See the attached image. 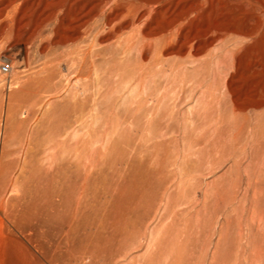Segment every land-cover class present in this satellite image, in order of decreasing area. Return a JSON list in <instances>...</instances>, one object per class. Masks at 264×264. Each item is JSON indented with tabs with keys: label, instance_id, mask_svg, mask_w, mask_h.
Returning <instances> with one entry per match:
<instances>
[{
	"label": "rangeland",
	"instance_id": "1",
	"mask_svg": "<svg viewBox=\"0 0 264 264\" xmlns=\"http://www.w3.org/2000/svg\"><path fill=\"white\" fill-rule=\"evenodd\" d=\"M233 14L174 76L114 44L42 57L0 21V264H264V15Z\"/></svg>",
	"mask_w": 264,
	"mask_h": 264
},
{
	"label": "bare ground",
	"instance_id": "2",
	"mask_svg": "<svg viewBox=\"0 0 264 264\" xmlns=\"http://www.w3.org/2000/svg\"><path fill=\"white\" fill-rule=\"evenodd\" d=\"M6 12L12 15H4ZM233 13L264 15V0H0V21H8V25L2 28V34L13 31L14 37L22 36L27 46L37 49L39 56L47 57L59 46L77 45L79 58L87 64L90 59L100 56L103 45L114 44L123 57L130 55L132 58L135 49L142 58L156 52L159 71H169L173 76L187 71L188 64L196 62L198 57L207 53L215 43H221L229 34L239 36L237 29L228 30L226 26V30L222 29L223 19L213 21L214 24L203 23L206 15ZM261 19L260 29L264 28V18ZM136 29L140 31L137 38L136 34H129ZM251 33L247 32L253 38ZM126 34L129 35L124 38ZM48 66L43 64L40 74L44 76L39 77L45 85H50L55 78Z\"/></svg>",
	"mask_w": 264,
	"mask_h": 264
},
{
	"label": "built area",
	"instance_id": "3",
	"mask_svg": "<svg viewBox=\"0 0 264 264\" xmlns=\"http://www.w3.org/2000/svg\"><path fill=\"white\" fill-rule=\"evenodd\" d=\"M12 72V65L8 58L0 56V73L9 75Z\"/></svg>",
	"mask_w": 264,
	"mask_h": 264
}]
</instances>
